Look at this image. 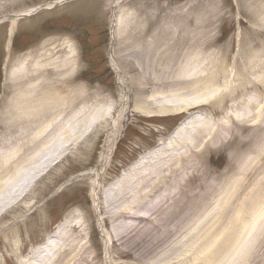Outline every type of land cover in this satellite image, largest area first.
I'll list each match as a JSON object with an SVG mask.
<instances>
[{
	"label": "rangeland",
	"instance_id": "obj_1",
	"mask_svg": "<svg viewBox=\"0 0 264 264\" xmlns=\"http://www.w3.org/2000/svg\"><path fill=\"white\" fill-rule=\"evenodd\" d=\"M54 1L10 0L0 9V164L10 165L0 173V264L22 261L37 264L36 257L27 260L28 251L53 244L51 235L61 231L72 212L87 219L86 229L76 241L78 247H86L85 255L93 264H207L212 252L205 246L199 250L206 243L205 236L219 245L232 225L236 229L233 247L221 251L212 264H264V184L257 185L264 176V160L244 161L236 157L235 164L242 169H230L228 155L233 153L232 143L211 148L204 155L208 182L218 183L216 194L224 202L229 197L232 199L222 206H205L198 227L202 239L197 240L192 233L182 240L180 235L173 236L156 245L154 255L172 256L165 262H155L142 254L136 257L130 248H121L116 242L110 243L106 260L91 195L94 178L88 174L103 149L107 126L120 110L109 159L97 180L100 200L128 167L169 140L172 133L189 136L225 120L224 116L231 112V101L224 99L220 106L213 103L225 86L209 85L206 76L214 67L208 54L192 58L188 63L183 89L177 90V81L159 84L155 80L138 90L137 51L150 43H211L209 52L228 43L232 55L236 43H252L244 13L246 5L238 14L236 1L240 0H121L115 8V0H62L51 5ZM36 7L40 8L33 13L16 16ZM113 13L115 39L112 41ZM112 43L114 48L119 44L114 62L110 59ZM55 46L61 51L46 61L59 64L73 56V69L60 76L47 71L46 81L56 82L63 77L64 92L76 88L87 92L100 90L105 98L103 110L107 119L102 120L96 108L84 112L82 104L70 107L58 122L45 120L25 125L28 139L42 129L44 134L39 141H30L23 150V142L27 146L28 139L25 142V138L17 135L22 125L16 124L9 130L4 125L15 112L9 104L12 91L9 77L29 53ZM115 67H120V73ZM119 75L127 83L121 105ZM161 87L165 91L158 97L156 93ZM183 102H189V106L163 113L157 111L160 104L171 106ZM246 198H251L250 212L236 219L235 224L230 223V218L234 221L236 214L240 216L243 208L240 201ZM145 222L137 217L138 226ZM112 224L105 219L106 228L110 229ZM142 234L138 229L137 246L144 240Z\"/></svg>",
	"mask_w": 264,
	"mask_h": 264
},
{
	"label": "bare ground",
	"instance_id": "obj_2",
	"mask_svg": "<svg viewBox=\"0 0 264 264\" xmlns=\"http://www.w3.org/2000/svg\"><path fill=\"white\" fill-rule=\"evenodd\" d=\"M2 1L0 9L5 8L10 2V0ZM60 1L62 0H56L51 5ZM120 1L115 0L114 8ZM244 5H246L244 13L252 35V43H236L232 55H230L231 47L228 43L219 46L217 51L209 52L207 48L211 43H150L138 50L139 52L137 51L136 87L138 90L146 87L149 81L155 80L159 84L167 83L169 80L177 81V90L183 89L181 86L186 85L182 80L189 69L188 63L192 58L208 54L209 62L214 67L213 71L206 76L209 85L221 83L225 86L219 90L213 103L220 106L224 99H228L231 101L229 106L231 112L224 116L225 120L216 122L206 129H199L197 134L177 136L176 133H172L169 140L161 142L128 167L108 187V194L104 199L100 200L97 180L109 159L110 145L115 137L122 110L108 124L103 149L95 167L88 173L94 178L91 183V195L97 222L101 227L106 260L109 258L107 250L113 242L121 248H130L136 257L142 254L155 262H165L171 260L170 253L153 254L155 246L164 239L173 236L176 238L180 235L182 240L190 237L192 233L197 240L203 238L198 227L202 217L204 218L205 206L212 204L222 206L223 203L228 204L232 199L229 197L224 202V199L216 194L218 183L208 182L204 155L211 148L232 143L233 153L228 155L230 160L228 166L234 171L242 169L235 164L236 157L245 159L244 161L251 158L264 160V0L236 1L238 14L243 12ZM39 8L30 9L16 16H25ZM114 16L113 13L112 41L115 39ZM51 43L60 42L52 41ZM116 45L117 47L114 48L115 43L114 45L112 43L110 48L112 62L117 58L119 44ZM58 51L61 49L56 46L40 52L32 51L28 57L19 62L20 65L9 77L8 83L12 88L9 104L13 105L10 108L16 113L13 112L15 114L12 113V116L14 115L12 120L5 122L4 125L8 130L16 124L22 125L17 135L25 138V142L28 139L26 138L28 130L24 128L25 125L40 124L45 120L58 122L70 107H76L79 104L84 106V112L96 108L98 116L102 120L107 119V114L103 110L105 98L100 90L87 92L76 88L64 92L62 91L65 83L63 77L57 78L56 82L46 81L47 71L60 76L73 69V56L59 64L46 61ZM123 63L125 64L124 61ZM119 68L117 71L120 73ZM117 83L119 105H121L127 83L120 75ZM162 89L161 87L157 90L158 97L164 93L165 90ZM158 106L157 111L163 113L186 108L189 102ZM99 132L97 131V134ZM43 134L44 129L38 131L27 140V146L23 142V147L25 146L23 150L29 146L30 141L34 143L42 139ZM9 166L7 162L0 164V173L6 171ZM263 184L264 176L257 185L261 187ZM250 202L251 198L240 201L243 206L240 216L236 214L234 221L230 218V223L235 224L234 222H237L240 217L250 212ZM124 203L128 204L124 205ZM138 211H143L145 214L141 215ZM68 217L70 220L66 221L61 231H55L51 235L53 244L50 243L46 247L41 245L28 251L27 260L30 257H36L37 264H93L85 255L86 247L84 245L78 247L79 244L76 241L86 229V217L73 212ZM137 217L146 221L143 226L137 225ZM73 218H79V220L73 221ZM105 219L113 223L110 229L104 226ZM75 229L77 231L73 233ZM138 229L143 231L142 237H139L144 240H140L141 244L137 246ZM235 233V225H232L219 245L210 236H205L206 243L201 245L199 250L205 246L212 252L207 264H212L221 251L233 247L231 245L234 244ZM137 249H139L138 253ZM16 251L17 249L13 252L16 253Z\"/></svg>",
	"mask_w": 264,
	"mask_h": 264
}]
</instances>
